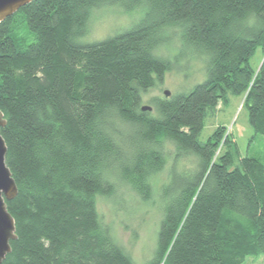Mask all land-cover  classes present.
I'll list each match as a JSON object with an SVG mask.
<instances>
[{"label": "trees", "instance_id": "obj_1", "mask_svg": "<svg viewBox=\"0 0 264 264\" xmlns=\"http://www.w3.org/2000/svg\"><path fill=\"white\" fill-rule=\"evenodd\" d=\"M109 4L145 10L130 28L82 41L94 8ZM174 27L207 59L206 76L143 110L172 69L157 51ZM259 48L264 55V0H33L2 20L0 132L18 193L6 200L16 236L1 264H135L97 198L114 195L118 177L149 199L165 141L192 167L174 163L173 185L161 187L158 246L146 264L264 255V162L239 154L224 125L200 139L221 101L242 94L254 137L264 135V59L251 64Z\"/></svg>", "mask_w": 264, "mask_h": 264}, {"label": "rangeland", "instance_id": "obj_2", "mask_svg": "<svg viewBox=\"0 0 264 264\" xmlns=\"http://www.w3.org/2000/svg\"><path fill=\"white\" fill-rule=\"evenodd\" d=\"M144 10L143 6L127 9L121 4L98 6L94 8L89 18L88 33L81 40L84 42L99 40L130 28L142 19ZM19 23L24 27L20 19ZM167 35L168 39L160 45L157 52L164 58L170 59L173 66L166 73L164 82L158 83L143 96L142 104L150 105L151 112H155V101L157 98L165 97L166 90H169L171 95L187 91L194 84L204 80L207 72L205 68L207 59L203 55L196 54L190 47L183 46L179 28L167 29ZM263 59L264 55L259 48L252 57L251 64L258 69ZM244 97L245 94L231 95L229 102L221 101L205 119L200 139H207L214 129L224 125L227 134H232L233 141H236L239 154L260 156L264 162V135L258 134L254 137L255 131L249 120V110L244 105ZM163 146L168 161L154 176L153 191L149 199H143L136 190L123 183L118 177L113 179L116 184L114 195L107 197L99 195L97 198L102 222L110 227L116 242L123 246L135 264H146L152 259L158 246L157 232L164 214L160 193L164 184L169 188L173 185L169 178L171 166L175 163L177 167H192V156L177 162L174 157L177 152L176 145L171 141H165ZM233 148L235 144L232 151ZM235 158L237 159L236 156ZM242 264H264V255H250Z\"/></svg>", "mask_w": 264, "mask_h": 264}, {"label": "water", "instance_id": "obj_3", "mask_svg": "<svg viewBox=\"0 0 264 264\" xmlns=\"http://www.w3.org/2000/svg\"><path fill=\"white\" fill-rule=\"evenodd\" d=\"M33 0H0V22L18 11L22 6L32 2ZM165 95H171L169 90L165 91ZM143 110L152 107L144 105ZM6 124L3 113L0 110V128ZM7 144L0 132V264L11 252V240L16 236L15 219L6 207V200L13 199L18 193L13 174L10 167L6 164Z\"/></svg>", "mask_w": 264, "mask_h": 264}]
</instances>
